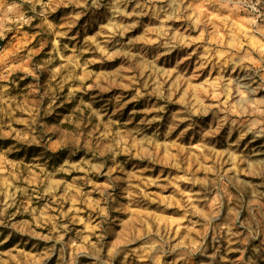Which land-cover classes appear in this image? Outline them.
<instances>
[{
  "label": "rangeland",
  "instance_id": "rangeland-1",
  "mask_svg": "<svg viewBox=\"0 0 264 264\" xmlns=\"http://www.w3.org/2000/svg\"><path fill=\"white\" fill-rule=\"evenodd\" d=\"M0 264H264V0H0Z\"/></svg>",
  "mask_w": 264,
  "mask_h": 264
},
{
  "label": "bare ground",
  "instance_id": "bare-ground-1",
  "mask_svg": "<svg viewBox=\"0 0 264 264\" xmlns=\"http://www.w3.org/2000/svg\"><path fill=\"white\" fill-rule=\"evenodd\" d=\"M130 176V175H129ZM153 180V179H152ZM163 181V180H162ZM164 182V181H163ZM172 194V193H171ZM173 197V196H172ZM174 198V197H173ZM153 199V198H152ZM165 199V198H164ZM167 200V199H166ZM168 201V200H167ZM166 201V202H167ZM170 201H171V199H170ZM151 204H152V202H151ZM168 204V203H167ZM170 205V204H169ZM176 205V204H175ZM167 206V205H166ZM169 207V206H168ZM165 209V208H164Z\"/></svg>",
  "mask_w": 264,
  "mask_h": 264
}]
</instances>
